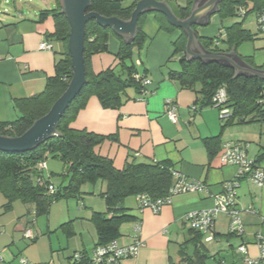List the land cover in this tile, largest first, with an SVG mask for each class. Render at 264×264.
I'll use <instances>...</instances> for the list:
<instances>
[{
  "label": "crops",
  "instance_id": "obj_1",
  "mask_svg": "<svg viewBox=\"0 0 264 264\" xmlns=\"http://www.w3.org/2000/svg\"><path fill=\"white\" fill-rule=\"evenodd\" d=\"M109 1H120L123 8H129L135 3V0ZM189 1L169 0L167 3L174 12L177 6L184 8ZM9 5V12L0 14V123L10 124L22 116L17 105L19 101L38 96L45 90L47 80L55 75L56 64L63 58L66 47L61 42L53 41L52 51L40 50V44L49 37L48 35L53 34L55 29L50 16L41 20L40 15L43 11L56 9L57 0H37L28 8L16 0ZM239 16L244 17L240 14ZM164 24L165 20L156 12L146 14L140 22L147 39L144 47L135 52L134 58L138 57L135 64L139 75L150 81L145 100H140V95L134 89H129L124 95L120 109L106 110L96 97H92L72 123L77 130L117 137V142L106 141L96 148L99 155L112 159L117 169H122L129 161L169 162L175 171L189 179L203 182L209 188L206 194L184 193L176 196L158 215L150 210L141 211L135 197L125 200L122 206L130 209V214L143 223L142 238L145 246L136 259H127L122 264H183L181 247L193 239L191 233L186 235L189 228L184 221L185 216L190 212L212 208L215 195L223 191V184L233 180L237 174L236 167L222 164L221 151L215 157H209L205 139L222 135L223 144L250 142L246 139V131L223 128L225 123L221 121L217 108L201 109L197 103V89L182 88L171 78L181 69L180 61L186 56V45L184 52L177 53L176 44L178 42L179 47L182 44L183 32L177 28L168 30ZM225 26L230 25H227L226 21L223 23L218 15H212L207 25L197 26L196 33L199 39L219 38L222 34V43L219 41L215 43L219 47L226 46L222 53L232 51L244 60L235 50L227 49L224 43ZM108 48V53L92 58L91 69L95 74L109 68H117L119 61L116 56L120 41L115 34L110 35ZM167 100H173L178 104L177 122L170 121L165 114ZM261 139L260 136L255 146L250 143L249 157L254 160H260ZM45 164L46 169L43 173L50 184L56 188L65 186L62 176L68 172V165L53 158ZM260 167L264 171V159L260 161ZM105 188V184L101 183V193ZM0 195V228L7 229L13 224L15 230L23 234L25 228L32 227L36 243L40 237V229L38 230L36 225H40V220L35 218L34 207L25 204L19 206L20 202H15L12 209L15 211L14 214L3 216L6 201L1 193ZM87 204L90 206L86 207V203L83 204L86 208L85 214L76 219L88 222L89 213L106 210L104 199L99 202L91 199ZM237 204L242 211L245 235L227 238L229 218L223 214L216 218L213 241L219 247L212 252L209 251V254L212 261L217 264H246L243 256L238 253V248L243 243L247 246L249 258H256L259 255L254 235L258 232L264 234V187L259 188L249 181H242ZM68 212L70 213L69 203ZM46 227V233L49 234L48 222ZM73 229L77 238L76 246L70 249L68 241L66 248L68 251L62 253L66 261L63 260L60 264H72V257L76 253L86 252L89 257H93L97 243L96 231L90 224L84 222H75ZM131 230L132 224L122 227V238L119 240L121 245H130ZM224 238L227 244L223 246ZM8 244L0 245V255L3 263L12 264L14 255ZM188 246L191 249H186L185 254L190 256L194 252V247L192 242L185 247ZM204 248L206 249L205 246ZM53 264L56 263L53 261Z\"/></svg>",
  "mask_w": 264,
  "mask_h": 264
},
{
  "label": "trees",
  "instance_id": "obj_2",
  "mask_svg": "<svg viewBox=\"0 0 264 264\" xmlns=\"http://www.w3.org/2000/svg\"><path fill=\"white\" fill-rule=\"evenodd\" d=\"M138 1L140 0H135V3L129 8H123L120 1L92 0L88 12H94L106 18L116 17L127 21L131 18ZM158 1L168 2L169 0ZM193 3L194 0H190L184 8L177 6L174 11L175 15L181 19L188 18ZM263 8L264 0H222L218 11L213 15H218L224 23L227 19L239 16L241 9L245 11L244 17H242L245 20L249 14L257 15ZM60 11L58 2L56 9L43 11L40 15L41 20L50 16L54 21L55 29L53 34L48 35V40L61 42L66 47L63 58L56 64L55 75L47 80L46 88L40 95L18 102L17 105L22 116L10 124L0 123V136H22L36 120L49 113L72 80V59L68 49L70 23ZM156 14L165 20L166 26L164 24V27L168 30L176 29L168 24L162 14ZM145 15L139 19L138 34L132 44H126L118 37L120 48L116 56L119 61L117 68H109L98 74H95L91 69L92 58L99 54L108 53V42L113 32L110 28L99 26L94 20L87 22L84 51L87 83L60 119L58 124L59 135L40 144L32 151L22 153L0 151V193L6 201L3 206L4 212L12 211L14 203L21 202L33 206L37 218L48 216L53 204L70 198L82 200L84 194L82 190L85 185H97L101 182L106 187L105 191L100 194L104 199L106 210L104 212L92 211L89 219L97 232L95 248L107 246L114 241L119 243L122 238L121 229L126 224H132L130 235V245H132L133 227L139 222L142 224L143 230V223L130 214V209L122 206L123 202L128 198L135 197L138 208L144 211L139 206L138 197L140 195L146 194L153 201L164 199L169 195L175 184L174 174H182L175 171L169 162L137 163L129 161L122 169H117L112 159L103 157L96 152V148L106 141L117 142L115 135L101 136L87 130H77L72 126L79 112L87 106L92 97H96L104 109L118 110L122 107L124 95L129 89H134L141 95L142 77L139 75L133 58L135 52L141 50L146 43L147 36L140 27V22ZM243 24L242 21L225 26L226 38L224 43L228 50L234 49L236 52L244 42L254 40V35L245 29ZM193 28L196 31L198 27L194 26ZM221 37L222 34L219 38H200V41L206 50L222 52L223 50L215 44L216 41L222 43ZM185 45L186 36L183 34V42L180 47L177 42L176 52H184ZM243 59L245 63L256 68L251 58ZM180 66V71L173 74L171 78L176 80L182 88L195 90L198 87L196 95L200 108H217L221 121L225 123L224 129L233 124L264 123L263 79L246 76L236 77L234 69L220 63L188 61L185 57L181 59ZM257 69L264 70V68ZM221 89H225L227 93L226 107L231 113L230 117L227 118H222L221 107L213 101ZM204 143L209 157H215L219 154L225 144H223L222 135L205 139ZM260 149L262 152L260 160L255 159L259 166L260 161L264 159V137ZM48 158L57 159L68 165V172L62 176L66 183L65 186L61 185L56 188L44 176L45 169H40V164L46 162ZM50 186L54 187L53 193L49 190ZM185 223L188 226L186 221ZM188 228L193 239L186 242L185 246L192 242L194 252L190 256L186 255L187 247L184 245L181 247L183 264H206L211 256L202 245V242H205V237L190 229L189 226ZM62 229L68 237L75 235L71 222L64 223ZM232 236L235 235L229 233L227 238ZM35 240L36 238L31 241L35 243ZM80 254L81 259L78 261L74 254L72 264H91V257L86 252ZM105 264L120 263L107 262Z\"/></svg>",
  "mask_w": 264,
  "mask_h": 264
},
{
  "label": "water",
  "instance_id": "obj_3",
  "mask_svg": "<svg viewBox=\"0 0 264 264\" xmlns=\"http://www.w3.org/2000/svg\"><path fill=\"white\" fill-rule=\"evenodd\" d=\"M221 1L195 0L190 16L181 19L175 15L172 8L165 1L140 0L137 2L131 18L123 21L116 17L106 18L97 13L88 12L92 0H58L60 13L65 15L70 23L68 49L72 59V80L67 90L54 103L49 113L36 120L22 136H0V151L10 153L32 151L40 144L59 135L58 124L60 119L87 83L84 60L85 31L87 22L91 20L96 21L99 26L110 28L113 34L121 38L126 44H132L138 34L140 17L152 12L160 13L166 18L168 24L181 30L186 36L185 57L188 61L220 63L234 69L236 77H257L264 80V70L251 67L234 52H211L206 50L200 42L193 27L207 25L210 16L218 11Z\"/></svg>",
  "mask_w": 264,
  "mask_h": 264
},
{
  "label": "built area",
  "instance_id": "obj_4",
  "mask_svg": "<svg viewBox=\"0 0 264 264\" xmlns=\"http://www.w3.org/2000/svg\"><path fill=\"white\" fill-rule=\"evenodd\" d=\"M239 14L244 16L245 11L240 10ZM257 25L260 32L264 33V8L258 12ZM54 48L53 42L46 38L40 44L41 51H52ZM150 81L142 77L143 89L140 95V100H145L148 95L147 87ZM227 93L225 89H221L215 95L213 101L217 106L221 107L222 118L230 117V110L226 107ZM195 109V107L193 108ZM165 114L172 122L178 121V104L173 100L165 102ZM248 143L227 142L223 145L221 151V162L223 165L234 166L237 169L235 178L223 184V191L215 195L214 206L207 210L194 211L185 216V221L190 229L202 234L205 241L211 242L214 240V224L216 218L223 214L229 218V233L242 237L245 235V224L242 217V211L238 208L237 200L239 188L242 181H249L259 188L264 187V171L259 164L249 157ZM40 169H46L45 162L40 164ZM175 184L171 188L169 195L161 200L153 201L148 195L143 194L138 197L139 206L142 210H150L153 214L158 215L162 208L170 204L174 196L184 193L206 194L209 192L207 185L196 180H188L185 176L179 173L174 174ZM51 193L54 192V187L50 186ZM254 212V211H253ZM31 224V223H29ZM24 237L29 240L35 238V233L32 227L24 229ZM255 243L259 250V255L256 258H249L247 246L243 243L238 248V253L243 256L246 264H264V234L258 232L254 235ZM145 243L142 239V224L136 223L133 227V244L128 247L121 246L118 241H114L107 246L97 247L94 250L91 264H105L107 262H116L122 264L127 259H136ZM75 259H81V254H75ZM3 258L0 255V263ZM22 263L25 261L22 259Z\"/></svg>",
  "mask_w": 264,
  "mask_h": 264
},
{
  "label": "rangeland",
  "instance_id": "obj_5",
  "mask_svg": "<svg viewBox=\"0 0 264 264\" xmlns=\"http://www.w3.org/2000/svg\"><path fill=\"white\" fill-rule=\"evenodd\" d=\"M18 3L25 5L27 8L30 5H33L37 2V0H16ZM9 3H13V0H0V14L4 15L9 12L10 5ZM6 10V11H5ZM245 29L249 30L252 35H254V40L244 42L239 48L236 50L237 54L241 55L246 60L251 58L253 65L256 68H264V33L260 32L258 29L256 15L249 14L246 20H243L242 17L237 16L235 18H230L226 20L227 25H232L237 22H242ZM220 49L225 50L226 46L222 45ZM137 56L134 58L135 63L137 62ZM198 89V87H197ZM235 128V130H244L246 131L247 140L255 146L258 144L259 138L261 136V141L264 137V123H251V124H233L228 127V129ZM239 142V141H238ZM51 158H48L46 162L50 161ZM57 182V180H56ZM64 182V181H63ZM58 183V182H57ZM101 182L97 185H85L83 187V196L82 200H76L75 198H70L68 200L59 201L55 203L51 207V211L48 216L35 217L40 220V225H36L37 229H40L39 239L36 243H33L29 239H25L22 233H18L15 230V226L11 224L7 229L0 228V245H10V250L13 252V260L12 264H53V261L56 264H60L63 260L66 261L62 256V253H67V243L70 241V249L76 246L77 238L75 235L72 237H68L65 233L64 229H62V225L67 222H71L72 226H74L75 222H84V224H90V227L96 231L92 222L83 221L82 219H76L78 216L82 217L86 212V208L83 207V204L86 203V207L90 205L87 204L91 199L97 200L98 202L102 200L101 190H100ZM1 196V195H0ZM68 203L70 204V213L68 212ZM78 203V204H77ZM19 206H23V203H18ZM106 208V206H105ZM15 211H10L5 213L2 211L3 216H9L14 214ZM92 213V212H91ZM89 213V216H91ZM191 213V212H190ZM22 216V214L20 215ZM19 216V219H20ZM75 219V220H74ZM50 225V233L47 234L46 223ZM78 226V224H76ZM127 225V224H126ZM80 226V225H79ZM227 231V230H226ZM190 230L186 231V235H190ZM227 232H225L226 234ZM45 234V236H43ZM13 237V240H12ZM46 237V239L44 238ZM51 237V238H50ZM88 238V235H87ZM222 242V245H226L227 242ZM96 241H97V232H96ZM237 242H235L236 244ZM206 250L212 252L216 249L218 244H215L214 241L211 242H203ZM219 247V246H218ZM191 249L189 246L187 249ZM226 248V247H225ZM227 250V249H226ZM210 255V254H209ZM211 256V255H210ZM212 257V256H211ZM22 259L25 263H22ZM206 264H217L212 261V258L208 259Z\"/></svg>",
  "mask_w": 264,
  "mask_h": 264
}]
</instances>
